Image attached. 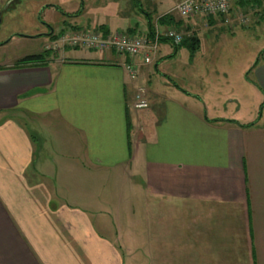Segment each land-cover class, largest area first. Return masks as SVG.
I'll return each mask as SVG.
<instances>
[{"label":"crops","instance_id":"0c3cea01","mask_svg":"<svg viewBox=\"0 0 264 264\" xmlns=\"http://www.w3.org/2000/svg\"><path fill=\"white\" fill-rule=\"evenodd\" d=\"M19 1L0 0V10ZM179 1L70 0L69 10L38 5L75 14L71 22L45 19L49 30L39 34L45 45L78 30L151 38L160 32L152 62L87 48L64 49L46 65L0 60V264H134V231L108 236L109 218L98 219L89 201L97 187L90 179L111 170L121 174L122 192L140 196L142 183L147 201L164 214L167 205V231L198 224L204 241L191 245L201 255L196 264H264V49L256 64L257 58L242 60L236 88L228 64L217 65L221 39L231 35L196 32L203 16L181 17ZM209 21L222 24L216 16ZM170 29L196 32L199 47L189 50L188 68L197 77L213 69L222 86L175 82L167 58L181 57L187 46L166 37ZM201 58L208 64L199 67ZM140 86L150 105L134 109ZM248 98L263 105L259 115L241 120L226 113L230 104L241 111ZM235 216H245L258 239L243 245L220 239L218 231H229Z\"/></svg>","mask_w":264,"mask_h":264},{"label":"rangeland","instance_id":"374dc122","mask_svg":"<svg viewBox=\"0 0 264 264\" xmlns=\"http://www.w3.org/2000/svg\"><path fill=\"white\" fill-rule=\"evenodd\" d=\"M42 2H54V4H58L59 7L65 10L71 9L70 6L72 5L70 0H21L13 3L10 7H8V4L3 7L0 10V60L7 61L10 59L15 64L21 57L47 50V45H45L46 39H44L43 35H39L43 30H49V27L44 23L45 19L54 21L65 17L68 22H71L73 19L71 15H75L64 12L61 8L58 11L47 7V10L43 12L42 7L38 9V5ZM241 10H244L242 12L248 19V24L247 22L241 21L240 16H238L237 12ZM230 12L231 16L228 23L225 22L223 17L216 16L218 18L220 17V22L222 23L217 27L209 21L210 17H202L201 25H199L198 31L196 32H200L202 35L212 34L213 37L217 34V37L219 36L220 38V35H231V37L226 36L221 39L223 51L219 58L220 62L217 65L228 64L227 72L230 75L229 81L230 83L234 81V85L238 88L239 81L243 79L240 68L242 60L244 59L245 61L250 58L253 64L259 52L264 49V16L261 8L243 6L239 3V0H231ZM237 29L238 31H236ZM196 32L189 34L186 31H180L184 40L192 38ZM236 32L238 34L232 36ZM182 43L183 41L180 44ZM184 48L180 54L181 57L177 59L167 58V69H171L175 82L177 81L182 84L191 83L198 87H204L205 84L208 86L209 82L215 83V85L217 83L219 84V80H216L215 73L212 72L213 69H210V72H205V68L202 77H197L194 69L192 71L189 70V49L187 47ZM64 49L77 48L70 45L61 46L59 49L53 50L55 53H52V57L59 56ZM183 51L186 54H183ZM204 59L201 58L195 63L197 65L199 63V67L205 63L208 64ZM219 85L222 86V84ZM213 87L211 85L212 89ZM229 87L232 88L231 85ZM211 88H209V91H212ZM222 92L224 93L223 90ZM147 98L150 101L148 94ZM210 98H213V100L216 99L215 96H211ZM222 100L219 101L218 99L215 101L216 107L220 108L219 106L222 105ZM254 105L256 106L255 112ZM229 109L226 111L227 114L233 115L234 113L236 117L244 120L243 118L245 117L251 118L252 114H256L257 111L259 115L262 105L259 107V104L256 103V98H248L243 99L241 111L233 112L232 104H230ZM120 176L121 174L111 170L99 175L98 181L94 182L92 180L95 178L90 179V182H93L91 184L92 187L97 184L94 192H96L98 187L100 189L97 193L93 192V197L89 201H91L94 208L98 209V219L109 218L108 236L116 234L119 230L122 231V234L124 232L134 231L133 236L139 242V245L134 247V251L137 252V259H135L134 264H143L141 263L144 260L142 257H148L145 260V264H196L195 261H202L198 250L191 246L198 239L200 242L204 241L203 238L201 241V232H199V227L196 226L198 224L192 225V222L191 224L188 223L186 228L182 226L184 230L179 227L174 232L167 231V205L164 206V210H166V214H164L159 203L152 200L147 201L142 183L139 190L140 196H136V192L130 189L122 192L126 184ZM101 178L104 180L103 184L101 183ZM136 180L140 182L139 176H137ZM133 205L137 208H135V211L132 210ZM153 209L155 210L153 211ZM234 218L235 224L232 227L230 225L229 231H218L220 239H233L237 242L239 241L241 245H243V242L247 244L249 241L254 242L255 239H258V230L255 234L253 229V232L249 229L250 224H248V219L245 216H235ZM129 220L132 224H129ZM170 225L172 224H169V227H172ZM192 226L194 230H191ZM222 228L227 229V226L225 225V228ZM231 228L234 229L232 230ZM173 240H176L177 243H173ZM186 244L190 245L187 255L181 253L185 251L183 247Z\"/></svg>","mask_w":264,"mask_h":264},{"label":"built area","instance_id":"2783aa9c","mask_svg":"<svg viewBox=\"0 0 264 264\" xmlns=\"http://www.w3.org/2000/svg\"><path fill=\"white\" fill-rule=\"evenodd\" d=\"M230 11L231 0H181L175 6V12L181 17L196 15L203 17L221 16L226 23L230 21ZM242 11L244 10L237 12L238 16H240L241 21L248 24V19ZM165 36L171 38L176 44H180L184 39L181 33L174 29L166 31ZM160 38V32H156L154 37L151 38L121 32L103 34L100 31L78 30L61 35V37L52 41L46 47L47 49L55 50L61 46L70 45L98 51L115 50L118 53L133 57L142 55L145 62H151L158 51ZM149 105L146 87H138L133 100V108L142 109L149 107Z\"/></svg>","mask_w":264,"mask_h":264},{"label":"trees","instance_id":"16d2710c","mask_svg":"<svg viewBox=\"0 0 264 264\" xmlns=\"http://www.w3.org/2000/svg\"><path fill=\"white\" fill-rule=\"evenodd\" d=\"M239 3L243 6H252V7H258L261 8L262 14L264 16V0H239ZM169 14L164 15L161 20H167L169 18ZM182 45H185L190 50L191 54H193L196 49L199 47V40L196 38V36H193L190 39L183 40ZM177 45L176 47H178ZM78 48V47H76ZM264 51V50H263ZM262 51V52H263ZM52 53H55L52 49L44 50L40 53L35 54H29L22 58H20L15 64L14 67H26V66H35V65H46L49 63L52 57ZM259 58L255 61V64L259 61ZM263 106V105H262ZM234 121L236 123H239L236 120H230ZM253 123L247 124L252 125ZM243 125V126H247ZM32 138L34 141H36L37 137L35 135H32Z\"/></svg>","mask_w":264,"mask_h":264},{"label":"water","instance_id":"95a60500","mask_svg":"<svg viewBox=\"0 0 264 264\" xmlns=\"http://www.w3.org/2000/svg\"><path fill=\"white\" fill-rule=\"evenodd\" d=\"M0 22H1V16H0Z\"/></svg>","mask_w":264,"mask_h":264}]
</instances>
